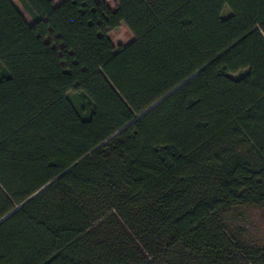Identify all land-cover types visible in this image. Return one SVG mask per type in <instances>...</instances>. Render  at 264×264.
I'll return each instance as SVG.
<instances>
[{"label": "trees", "instance_id": "1", "mask_svg": "<svg viewBox=\"0 0 264 264\" xmlns=\"http://www.w3.org/2000/svg\"><path fill=\"white\" fill-rule=\"evenodd\" d=\"M16 1L0 264H264V0Z\"/></svg>", "mask_w": 264, "mask_h": 264}, {"label": "rangeland", "instance_id": "2", "mask_svg": "<svg viewBox=\"0 0 264 264\" xmlns=\"http://www.w3.org/2000/svg\"><path fill=\"white\" fill-rule=\"evenodd\" d=\"M57 3L60 0H55ZM110 6L116 5V0H105ZM18 10L24 15L26 20L30 22L28 15L20 7L16 0H12ZM112 43L116 48L125 46L133 40V36L130 31L124 26L120 25L116 29L109 32ZM70 110L66 107L65 117L69 118ZM249 232V235L257 240H264V213L258 211H245L243 212V219L241 222Z\"/></svg>", "mask_w": 264, "mask_h": 264}, {"label": "water", "instance_id": "3", "mask_svg": "<svg viewBox=\"0 0 264 264\" xmlns=\"http://www.w3.org/2000/svg\"><path fill=\"white\" fill-rule=\"evenodd\" d=\"M6 218V217H5ZM2 220H4V219H2ZM1 222V221H0Z\"/></svg>", "mask_w": 264, "mask_h": 264}]
</instances>
